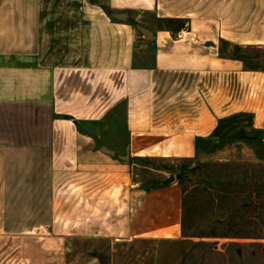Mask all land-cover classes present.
I'll list each match as a JSON object with an SVG mask.
<instances>
[{
    "label": "crops",
    "instance_id": "obj_1",
    "mask_svg": "<svg viewBox=\"0 0 264 264\" xmlns=\"http://www.w3.org/2000/svg\"><path fill=\"white\" fill-rule=\"evenodd\" d=\"M252 50L263 64L264 0H0V236L22 242L3 264L186 241L165 171L236 116L264 139Z\"/></svg>",
    "mask_w": 264,
    "mask_h": 264
},
{
    "label": "rangeland",
    "instance_id": "obj_2",
    "mask_svg": "<svg viewBox=\"0 0 264 264\" xmlns=\"http://www.w3.org/2000/svg\"><path fill=\"white\" fill-rule=\"evenodd\" d=\"M261 55L260 50L239 54L251 56V67L263 69ZM251 125L248 115L227 121L188 165L191 170L147 166L164 169L183 185L186 241H76L69 264H264V146L263 154L259 151L264 139ZM197 172L202 180L187 178ZM20 244L0 236V264L17 257Z\"/></svg>",
    "mask_w": 264,
    "mask_h": 264
},
{
    "label": "water",
    "instance_id": "obj_3",
    "mask_svg": "<svg viewBox=\"0 0 264 264\" xmlns=\"http://www.w3.org/2000/svg\"><path fill=\"white\" fill-rule=\"evenodd\" d=\"M117 18H122L121 16L117 17ZM139 30L147 37V38H151L153 37L152 33L144 28L139 27ZM263 144L259 147V151L260 154H263L262 148H263ZM187 178L192 179L194 182H198L199 180H202L200 173L197 172L196 175H192V174H186Z\"/></svg>",
    "mask_w": 264,
    "mask_h": 264
},
{
    "label": "trees",
    "instance_id": "obj_4",
    "mask_svg": "<svg viewBox=\"0 0 264 264\" xmlns=\"http://www.w3.org/2000/svg\"><path fill=\"white\" fill-rule=\"evenodd\" d=\"M217 224H219V225H224L225 223H219V222H216ZM184 227H185V218L183 217V231H184ZM213 236L216 238V237H218V235L217 234H213Z\"/></svg>",
    "mask_w": 264,
    "mask_h": 264
}]
</instances>
